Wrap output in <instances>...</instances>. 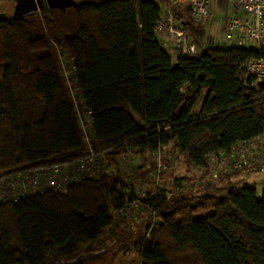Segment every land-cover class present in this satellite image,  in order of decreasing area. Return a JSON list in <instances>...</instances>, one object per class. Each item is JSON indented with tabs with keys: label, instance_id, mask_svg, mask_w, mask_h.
Listing matches in <instances>:
<instances>
[{
	"label": "trees",
	"instance_id": "16d2710c",
	"mask_svg": "<svg viewBox=\"0 0 264 264\" xmlns=\"http://www.w3.org/2000/svg\"><path fill=\"white\" fill-rule=\"evenodd\" d=\"M76 1L64 10L43 7L0 20V175L86 153L58 46L78 108L90 116L89 139L109 149L111 161L123 151L152 153L171 144L203 169L207 154L260 133L264 80L250 85L243 74L247 59L264 58V48L208 45L205 25L191 21L188 5ZM37 13L42 16L30 19ZM168 14L183 23L193 54L172 60L162 45L155 28ZM41 17L68 29L63 41L47 33ZM109 175L83 178L65 192L0 201V264H46L48 254L95 242L113 211L137 199L160 220L138 241L142 264H264V190L258 196L237 178L203 183L198 177V190L224 181L216 191L225 193L191 202L189 194L169 196L160 187L140 199L125 190L122 175Z\"/></svg>",
	"mask_w": 264,
	"mask_h": 264
},
{
	"label": "built area",
	"instance_id": "2783aa9c",
	"mask_svg": "<svg viewBox=\"0 0 264 264\" xmlns=\"http://www.w3.org/2000/svg\"><path fill=\"white\" fill-rule=\"evenodd\" d=\"M223 1L224 3L228 2L232 9H227L225 14L220 16L221 19L218 21L221 24V44L216 40L214 44L243 48L254 47L257 50L264 48V0ZM167 5H188L189 17L195 24H203L205 21L208 23L211 18L207 8L208 0H167ZM155 31L162 45L166 46L165 49L172 56V60H176L181 53L193 54L195 52L188 44V36L183 23L173 17L172 14L160 15ZM243 75L246 79L251 78L250 85L256 86L262 82L264 80V58H248L245 62ZM64 77L66 84H68L70 98L75 104V110L81 111L79 108L77 109L79 101L75 91L77 89L73 88V85H69L71 81L67 75ZM76 118L86 146V153L62 162L20 168L1 174L0 201H17L27 195L42 193L47 190L65 192L70 185L83 178L96 177L105 171L111 173L117 170L122 171V173L127 171V166L124 164L127 163L128 151L120 152L116 156V160L111 161L107 156L109 149L95 147L89 139L91 119L88 113L78 114L76 112ZM152 154H154L156 164L151 173V189L149 191L144 189V193L154 195L161 187L160 149L152 152ZM196 170L203 178V183L215 182L227 176L232 177V179L237 178L239 181L242 179L243 173L245 175L254 173L264 175V112L260 133L236 142L227 152L214 151L207 154L204 168ZM183 182L180 181L179 183ZM199 182L197 181V183ZM261 185L264 184L261 183ZM150 197L151 195L148 196V198ZM140 206L141 202L137 199L114 212L121 218L127 216L135 221L137 215L133 212H136ZM132 213L133 215H126ZM150 215L152 214L150 213Z\"/></svg>",
	"mask_w": 264,
	"mask_h": 264
},
{
	"label": "rangeland",
	"instance_id": "374dc122",
	"mask_svg": "<svg viewBox=\"0 0 264 264\" xmlns=\"http://www.w3.org/2000/svg\"><path fill=\"white\" fill-rule=\"evenodd\" d=\"M13 4L14 0H0V11H4L11 15ZM225 5L226 10L232 9V6L228 2H226ZM225 12V9H220L216 11L215 16L221 15L222 17ZM51 13L52 15L58 14L57 11L55 13ZM41 14L37 13L36 15H31L30 19H36V17L39 18L42 16ZM71 16L72 11H67V13L64 14V19L70 23L72 18ZM40 20L44 23V28L49 35L58 37L59 40L63 41L64 33H68L67 28H60V23L54 19H52L54 22L52 20L48 22L45 20L44 22L43 17H41ZM203 24H207V21L203 22ZM205 36V42L215 43L216 39L221 44V32H218L216 36L215 33L208 34L207 32ZM164 47L166 46L164 45ZM56 53L57 61L63 70V74L68 75L69 69L66 65V52H62V49L58 46ZM69 85L71 86V84ZM76 112L78 114H82L81 111ZM155 164L154 154L149 152L138 153L131 150L128 151L127 163L124 164L127 166V171L124 172L125 174L122 173V171L117 170L113 173L110 172L111 175L108 177L115 180L122 175L123 181L127 184L125 190L128 191L129 189H134L136 197L141 199L145 194L144 189H151V173ZM160 166V185L169 196L174 193H186L190 196L189 200L194 202L197 197L208 196L209 193L217 192L216 189L220 190V188L226 184V182L221 181L220 183L208 185V187L204 190H198L195 186L197 181H199L198 177H201L199 172L188 163L186 155L178 151H174L171 144L161 148ZM143 171H147L144 179ZM129 176H132L133 183L129 181ZM141 179H143V181ZM180 181L184 182L179 183ZM237 183L242 186L253 185L256 188L257 195L260 196L261 192L264 190V185H261V183L264 184V175L256 173L252 175H245L243 173L242 179ZM217 193L219 194L225 192L221 191ZM133 213L137 215V219H135V221L127 216L121 218L113 211V221L111 226L105 229L102 235L95 242L77 244L74 247V250L70 251L66 255L48 254L46 256V261L49 264H142L140 261V247L138 241L142 236L146 237L149 230L156 225L158 226L160 224V220L158 218L153 220L152 217H150L148 208L143 206H140L138 210ZM133 213L126 215H133Z\"/></svg>",
	"mask_w": 264,
	"mask_h": 264
},
{
	"label": "water",
	"instance_id": "95a60500",
	"mask_svg": "<svg viewBox=\"0 0 264 264\" xmlns=\"http://www.w3.org/2000/svg\"><path fill=\"white\" fill-rule=\"evenodd\" d=\"M77 4L76 0H14L12 17H27L37 10L46 7L48 9L64 10L67 7ZM7 13L0 11V20L5 19Z\"/></svg>",
	"mask_w": 264,
	"mask_h": 264
},
{
	"label": "crops",
	"instance_id": "0c3cea01",
	"mask_svg": "<svg viewBox=\"0 0 264 264\" xmlns=\"http://www.w3.org/2000/svg\"><path fill=\"white\" fill-rule=\"evenodd\" d=\"M208 1H209V5H207V8H208V11L211 15V18L208 21V23L205 24V30H207L208 33L210 32L209 34L215 33L217 35V33L220 32V30H221V24L218 21L219 19H221V17H220L221 15L215 16V14H216V11H218L220 9H225V11H226V5H225L223 0H208ZM162 6H164V2L162 3ZM207 32H206V34H207ZM188 44L190 45V47H192L196 51V48L192 42L188 41ZM207 44L208 45H216L214 43H207ZM141 153H144V152H141ZM145 174H147V171H143V179L145 177ZM143 179H141V180L143 181Z\"/></svg>",
	"mask_w": 264,
	"mask_h": 264
},
{
	"label": "flooded vegetation",
	"instance_id": "af4514ba",
	"mask_svg": "<svg viewBox=\"0 0 264 264\" xmlns=\"http://www.w3.org/2000/svg\"><path fill=\"white\" fill-rule=\"evenodd\" d=\"M46 264H49L48 262Z\"/></svg>",
	"mask_w": 264,
	"mask_h": 264
}]
</instances>
